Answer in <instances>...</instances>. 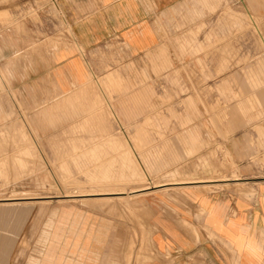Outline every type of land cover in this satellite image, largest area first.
<instances>
[{
    "label": "crops",
    "instance_id": "crops-1",
    "mask_svg": "<svg viewBox=\"0 0 264 264\" xmlns=\"http://www.w3.org/2000/svg\"><path fill=\"white\" fill-rule=\"evenodd\" d=\"M118 87L130 94L115 107L128 134H61L106 125L100 102ZM66 141L70 152L59 148ZM124 141L137 158L134 143L148 152L185 142L195 158L221 147L228 176L178 182L174 195L162 191L169 183L152 189L142 203L147 244L117 214L84 209L74 233L70 215L56 253L78 234L77 251L60 264H264V0H0V174L57 172L44 156L107 172L102 151L131 158ZM20 210L0 216L12 223L5 234L16 233ZM10 248L0 246V264Z\"/></svg>",
    "mask_w": 264,
    "mask_h": 264
},
{
    "label": "rangeland",
    "instance_id": "rangeland-1",
    "mask_svg": "<svg viewBox=\"0 0 264 264\" xmlns=\"http://www.w3.org/2000/svg\"><path fill=\"white\" fill-rule=\"evenodd\" d=\"M107 97L111 100L112 97L120 100L100 102L101 107H106L107 115L104 120L106 121V125L101 127L99 125L89 124L85 126L79 125L76 127L73 125H66L59 127L61 134L65 136L70 133L76 134L87 132H107L118 134H122L124 132L128 134L129 127L120 125V122L119 125L117 123L118 115L115 111V107H128L131 103L130 94L124 93V88L118 87L116 88V93H109ZM159 99L161 100L160 97ZM103 111L104 110H102V112ZM50 144L54 145V143ZM123 144L126 147L123 151L124 154L128 153L131 158H124L121 160V157H110L109 154H118L119 149L115 151L114 149L111 150L107 148L102 151V154L106 152V155H102L101 159L103 160L106 156L105 158L108 159V164H111V167L109 166L106 168L108 170L107 172H82V170L87 169L88 165L81 163L76 166L72 163H68L67 165L60 166L56 165V163L61 160L60 157L58 160L53 159V162L51 163L50 158L44 156V160L47 162L50 169L57 172L21 175L0 174V216L10 215L20 209L24 211V214H21L20 217V226L13 237L8 232L6 234L4 233L5 230L10 229L12 223L0 221V246H11L10 252L7 255L8 257L5 258V261H8L9 264H52V259H54L53 264H60L59 257L63 255L64 251L73 253V251H77L78 246L77 234L73 237V239H71V242L64 239L62 245L70 246L69 249L64 247V249L62 248L58 252L59 254L56 253V246L59 242L57 236L61 235L66 226L63 219L66 220L70 215H72L73 221L69 223L68 231L71 233L77 231L75 229L82 231L84 230L85 225L82 221L85 213L81 211L88 208L101 210L102 212L104 211L108 215L117 214L118 218L122 220L121 223L124 229H127L129 232L133 231L135 234L139 231L144 232L143 234L139 232L138 235H140V242L144 240L147 244V241L145 240V223L141 221L144 209L142 203L144 202L143 199H146L149 194H153L157 190L152 191V189L158 187H147L145 190L148 191L145 193L131 195V191L133 189L150 186L148 183V178H150V180L154 183H169L164 185L167 187L162 189V191L174 195L180 191L181 187L178 183L170 182L190 181L202 178L211 180L224 179L228 176L225 171L230 164L226 158V151H224L221 147H218V156L215 158H195L193 157L195 153L193 145L185 142L177 141L156 143L155 148L150 149L148 152H142L141 150L143 147L134 143L135 151L139 154V157L137 158L132 156V151L130 149V144L132 143L124 141ZM61 145H65L64 149H66V151H71L69 149L68 141L61 142L59 144V148ZM76 149L78 150V148ZM63 151L64 150L60 151V153H63ZM66 151L64 153H66ZM53 153L55 154L56 152L53 151ZM110 159H114L116 161V165L115 161ZM67 160L72 161L71 158ZM120 160L121 163L119 164ZM43 169H46V164H43ZM110 170H115L116 172H111ZM35 176H38L36 177V181L34 178ZM236 176H238V174H235L233 171L229 175V177ZM41 177L44 178L43 181L41 180ZM46 179H48V181ZM74 192L83 194L87 193L88 195L70 198L66 195V193L70 194ZM98 192H118L119 194L90 195L91 193ZM138 192H142V190ZM63 193L66 196H63ZM12 196H17L16 198L29 197L30 199L24 200L25 202L5 203L6 201H10L5 198H11ZM47 196H53V198H46ZM111 196L118 197L112 199L106 198ZM33 197L37 198L33 199ZM89 197L105 198L101 200L76 199ZM59 198H63L65 200H52ZM70 201L73 203L72 205H68ZM35 203L36 206L34 205ZM19 205H26V207L23 206L22 208L21 206V208H18ZM137 211L139 212V218L138 221H134L135 213ZM25 218L28 221L26 223V227H23L25 226ZM56 218L57 220L55 221L54 219ZM6 241L8 242V245H6Z\"/></svg>",
    "mask_w": 264,
    "mask_h": 264
},
{
    "label": "bare ground",
    "instance_id": "bare-ground-1",
    "mask_svg": "<svg viewBox=\"0 0 264 264\" xmlns=\"http://www.w3.org/2000/svg\"><path fill=\"white\" fill-rule=\"evenodd\" d=\"M43 174H45V173H43ZM48 176V175H47ZM153 179V178H152ZM41 180L43 181L44 180V178H42L41 177ZM47 181H48V179H46ZM41 181V182H42ZM45 182V181H44ZM43 183V182H42ZM148 183L150 184V186H144L145 188H147V187H156V186H158V185H164V183H154V182H152L151 180H150V178H148ZM173 183V182H172ZM178 183V182H177ZM166 184V183H165ZM44 185V184H43ZM140 188V187H139ZM137 190V189H136ZM95 191H97V190H95ZM99 191V190H98ZM103 191V190H102ZM111 191V190H110ZM113 191V190H112ZM119 191V190H118ZM147 191V190H146ZM79 192V191H78ZM88 192V191H87ZM92 192V191H91ZM89 193V192H88ZM97 194H119L118 192H98V193H91L90 195H97ZM63 196H68L69 198L70 197H78V196H82V195H88L87 193L86 194H83V193H70V194H67L66 193V195L63 193L62 194ZM30 196V195H29ZM39 196V195H38ZM44 196V195H43ZM6 197V196H5ZM17 197V196H16ZM16 197H11V198H5L6 200H10V201H6L5 203H17V202H21V201H24V200H28V199H30L29 197L27 198V197H23V198H16ZM19 197V196H18ZM50 197H53V196H50ZM50 197H46V198H50ZM4 198V197H3ZM34 198H37V197H33V199ZM100 198V197H99ZM113 198V197H112ZM120 198V197H119ZM32 199V198H31ZM76 199H87V198H76ZM94 198H92V200H93ZM18 200H20V201H18ZM74 200V199H73ZM33 201V200H32ZM40 201H42V200H40ZM80 201V200H79ZM50 234V233H49ZM44 237V236H43ZM44 239V238H43ZM45 240V239H44Z\"/></svg>",
    "mask_w": 264,
    "mask_h": 264
},
{
    "label": "water",
    "instance_id": "water-1",
    "mask_svg": "<svg viewBox=\"0 0 264 264\" xmlns=\"http://www.w3.org/2000/svg\"><path fill=\"white\" fill-rule=\"evenodd\" d=\"M50 198H53V197H50Z\"/></svg>",
    "mask_w": 264,
    "mask_h": 264
}]
</instances>
